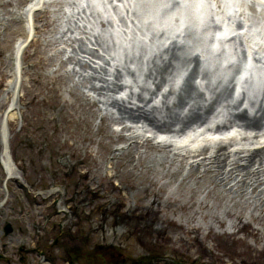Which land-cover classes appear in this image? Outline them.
<instances>
[{
    "label": "rangeland",
    "instance_id": "obj_1",
    "mask_svg": "<svg viewBox=\"0 0 264 264\" xmlns=\"http://www.w3.org/2000/svg\"><path fill=\"white\" fill-rule=\"evenodd\" d=\"M187 83L194 91L180 104ZM136 105L161 120L210 112L182 144L121 123L117 107ZM239 113H264V0H0V130L20 176L5 181L0 164V230L14 228L0 254L12 264L20 248L25 264H264L236 255L256 242L227 216L251 222L262 207L264 185L254 194L251 184L264 173L227 174L238 159L242 174L264 171V150L260 164L245 161L264 145V119L247 129ZM118 133L155 139L134 147ZM100 144L116 149L111 159ZM219 145L226 161L208 165ZM147 179L158 182L157 213Z\"/></svg>",
    "mask_w": 264,
    "mask_h": 264
},
{
    "label": "bare ground",
    "instance_id": "obj_2",
    "mask_svg": "<svg viewBox=\"0 0 264 264\" xmlns=\"http://www.w3.org/2000/svg\"><path fill=\"white\" fill-rule=\"evenodd\" d=\"M224 30H226L227 28L224 26L223 27ZM37 44V42L35 43ZM169 66L164 67L162 70H160L158 72V76L162 79V75L167 71ZM120 88H122L121 85ZM117 85H115L114 87H112L110 89V91L112 90H116L119 89ZM90 91H92L94 94L96 95H100L101 91L100 89L95 88L94 86H90L89 88ZM194 89L192 87L191 83H187L184 87V94L181 96L179 95L177 98L178 103L182 104L186 98H188L192 93H193ZM137 101L139 103H146V100L138 97ZM58 103H60V105L62 107H66V106H71L72 104H70L68 101L66 100H61V101H57ZM92 104L95 105L97 104V101H92ZM118 110V115H119V121L121 123L124 122H130V123H139L142 125V127L146 128L148 131L153 132L155 134H169V135H176V136H182L184 137V140L182 141L184 144V142L187 141L188 136H187V132L189 131V128L193 125H198L199 123L203 122L202 120H204L206 118V116L209 114L210 109H206L205 114H200L198 112H191L188 113L186 116H184L183 118H178V117H170L169 119H158L155 116H153L149 111L145 110L142 106H134L131 108L128 107H117ZM153 112L155 111V107L154 110H152ZM212 114V112H211ZM264 119V113H261L258 117H254V118H249L246 116L245 113H239L234 115V122H238L242 127H245L247 129H255L258 128L261 124V120ZM129 127L128 126H123L122 131H129ZM111 135V133H110ZM116 137L119 139H124V140H128V142H130V145H133L134 147H143L145 145L151 144L153 142V140L155 139L154 137H143L141 139H139L138 137H130V138H126L125 136L121 135V134H116ZM175 137V136H174ZM7 131L6 129H1L0 130V142H1V154H0V163L1 166L5 172V175L7 177H9V179L14 178V179H18L20 178L18 170L16 168V166H14L13 163H11L10 161V157H9V153H8V146H7ZM223 141H220V143H222ZM166 144V146H171L172 144L170 143H164ZM100 146L103 148V150L105 151V153H109L110 156H108L107 158L111 159V155H114V152L116 151V149H113L111 147H109L108 145H103L100 144ZM262 148L260 150H257L256 152L251 153L250 155H248L245 159L246 163L248 164H253L258 162V164H260V159L259 157L263 154V150H264V145L261 146ZM206 150H208V148H205ZM206 150H202V151H190L188 152L185 156H182L180 154H178L179 158H182L183 160L188 159V158H194L197 156H200V154H204L203 152H205ZM225 151V146L223 145H219L218 147H216L214 155L209 157V158H203V161H207L208 165H213V164H222L223 162L226 161L227 157L224 153ZM88 158H92V154L91 151H89L87 153ZM239 161L240 159H238L235 163H233V167L227 172V174L229 175V177L233 176L234 174H237V176H240L242 181H245L248 177L253 176V177H257L258 175L264 173V171L262 170H258V171H248L245 174H242L243 170H245L247 168V165H239ZM85 159L82 160H78L76 163H74L71 167V169L74 171L78 168L79 164H84ZM77 165V166H76ZM249 166V165H248ZM78 175L81 176V178H87V176H89V172H85V173H79ZM107 180L109 182H112L111 185V189L112 191L116 192L118 195L121 194L122 189L120 188V186L117 183L113 184V181L115 179L114 175H107ZM147 192L150 194L151 196V201H150V206H151V210L154 213H157L160 211V201H159V193H160V189L159 190H155L152 189V187H155L158 185V182L156 180H152V179H147ZM253 186L252 188V193H258L259 187H261L262 185H264V177L261 181L259 180H255L254 182H252L251 184ZM134 185H132L131 188H133ZM87 192L89 194H91V196H98V191L94 188H91L88 186V190ZM56 193V191H52V192H47L46 194L52 195ZM42 194H45L42 192ZM258 197H260V204H262L261 206V214L258 217H253V221L254 222H258V224L261 226V228L264 227V189L262 191H260L258 194ZM191 206H194V203H189ZM116 207H118L119 209L122 208L121 203L117 202ZM200 208H207L208 205L206 203H203L202 205L199 206ZM185 208V207H183ZM126 210V209H125ZM227 216L231 217L232 219H235L237 221V225L235 226L236 231H242L245 232L247 237L252 238L256 244H251L250 242H248L247 240H243V242H241V244L243 245V250L238 251L236 253L237 256H245L247 258H253V259H257V258H264V243L261 244L262 241H264V234L262 233V229L255 227L252 225L251 222L249 221H244L243 220V216L242 214H237V213H227ZM262 221V224H260L259 222ZM220 226H224L225 222L224 221H218ZM260 244V246H258Z\"/></svg>",
    "mask_w": 264,
    "mask_h": 264
},
{
    "label": "flooded vegetation",
    "instance_id": "obj_3",
    "mask_svg": "<svg viewBox=\"0 0 264 264\" xmlns=\"http://www.w3.org/2000/svg\"><path fill=\"white\" fill-rule=\"evenodd\" d=\"M7 224H10L9 222H5L4 223V225H3V227H2V230H0V235L2 236V237H5V236H7L6 234H5V227L7 226ZM11 226H10V228H11V233L13 232V230H14V228H13V225L12 224H10ZM10 233V234H11ZM20 252H21V256L20 257H18V262H19V264H25V262H26V255L29 253L28 251H26L24 248H20V250H19ZM0 261L1 262H5V263H7V264H12L11 262H10V260L8 259V258H5V256L3 255V254H0Z\"/></svg>",
    "mask_w": 264,
    "mask_h": 264
},
{
    "label": "water",
    "instance_id": "obj_4",
    "mask_svg": "<svg viewBox=\"0 0 264 264\" xmlns=\"http://www.w3.org/2000/svg\"><path fill=\"white\" fill-rule=\"evenodd\" d=\"M11 231V229L7 226L6 227V233H9ZM57 244V239L54 241L53 245H51L50 247L54 246Z\"/></svg>",
    "mask_w": 264,
    "mask_h": 264
}]
</instances>
